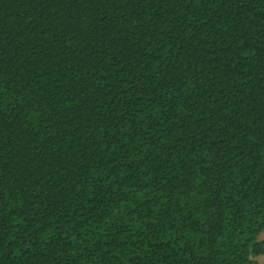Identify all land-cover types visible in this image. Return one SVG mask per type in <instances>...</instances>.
<instances>
[{"label":"trees","instance_id":"trees-1","mask_svg":"<svg viewBox=\"0 0 264 264\" xmlns=\"http://www.w3.org/2000/svg\"><path fill=\"white\" fill-rule=\"evenodd\" d=\"M264 0H0V264H257Z\"/></svg>","mask_w":264,"mask_h":264},{"label":"rangeland","instance_id":"rangeland-1","mask_svg":"<svg viewBox=\"0 0 264 264\" xmlns=\"http://www.w3.org/2000/svg\"><path fill=\"white\" fill-rule=\"evenodd\" d=\"M261 240H264V232L260 236ZM257 264H264V255L257 257L256 259Z\"/></svg>","mask_w":264,"mask_h":264}]
</instances>
